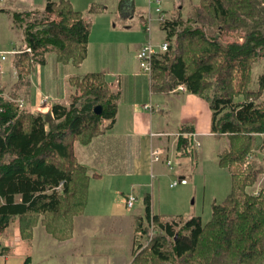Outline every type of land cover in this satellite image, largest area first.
<instances>
[{"label":"trees","instance_id":"16d2710c","mask_svg":"<svg viewBox=\"0 0 264 264\" xmlns=\"http://www.w3.org/2000/svg\"><path fill=\"white\" fill-rule=\"evenodd\" d=\"M127 2L120 0L119 8ZM107 11L99 2L77 10L71 0L11 11L22 44L13 55L18 79L9 95L0 84V237L15 217L29 242L40 223L60 241L74 235V219L84 213L91 178L97 175L78 160L74 144H89L113 125L118 95L106 72L94 71L68 78V103H52L53 116L20 111L8 96L18 98L20 89L29 87L36 65L46 64L51 52L58 62L80 67L94 16ZM33 12L47 17L30 21L26 17ZM161 25L168 49L153 58L151 90L169 95L184 84L209 103L212 133L228 138L219 164L230 170L232 189L223 202L213 203L206 223L177 216L173 224L152 212L148 195L130 264H264V188L256 195L248 191L264 173V161L257 156L244 167L257 145L264 148V0L192 1ZM99 104L103 110L96 114ZM185 129L176 142L182 156L194 145L184 134L193 130Z\"/></svg>","mask_w":264,"mask_h":264},{"label":"crops","instance_id":"0c3cea01","mask_svg":"<svg viewBox=\"0 0 264 264\" xmlns=\"http://www.w3.org/2000/svg\"><path fill=\"white\" fill-rule=\"evenodd\" d=\"M49 1L57 0H0V15H7L15 31H18L13 23L11 11L42 9ZM119 1L71 0L74 8L81 11H85L93 2L107 5V12L94 16H114L112 25L108 23L107 29L104 30V34L107 32L106 37L99 41L92 40L97 28L92 29L88 55L80 67L60 64L56 73H51L49 68L44 72L37 71V83L32 81L31 74L29 87L22 88L25 96L19 97L26 98L27 109L33 112L34 108L40 105L41 97L46 94L54 98L53 103L67 104V80L71 75L82 76L101 70L106 72L119 99L115 121L89 144L76 141L74 150L78 160L87 167L89 173L97 174L91 178L90 193L93 184L100 192L114 191L116 198L122 199L125 211L121 215L115 213L119 212L113 209L117 199L92 197L89 208L74 219L73 237L64 241L56 239L40 223L35 227L33 239L29 242L22 237L19 218L15 217L0 237V264H78L79 260L80 264H130L135 253L137 219L145 215L146 197L150 195L151 204L153 201V194L145 190L150 186L146 179L153 181L154 178L164 175L167 169L165 160L179 155L176 142L182 128L192 129L196 136L201 132L214 135L211 131L212 109L204 98L187 89H173L169 95L152 92L150 76L142 71L136 56L140 45L147 40L145 22L149 0H128L124 10L119 8ZM192 1L198 0H161L162 7L169 17ZM135 15L139 17L144 31L139 25L131 26L128 22L125 23L126 21H123L122 25L116 23L117 17L130 16L132 20ZM129 28H134L133 33L137 36L133 41L122 39V34H127ZM152 30L153 39L161 43L166 41L160 23L153 24ZM17 37L21 43L12 45L11 50L22 44L19 33ZM131 42L136 44V47L130 50ZM11 55V65L17 73L13 66V54ZM49 57L50 53L46 56L47 61ZM36 70L35 68L34 71ZM44 76L48 78L45 91ZM9 79L1 78L0 84L5 85ZM10 91H5V94L9 95ZM146 103L153 104L154 110L145 109L143 105ZM175 103L178 109L175 108ZM49 109L45 107L44 114L48 113ZM173 109L179 115L178 118L176 114L173 116ZM202 127L205 128L200 129ZM153 146L165 151L159 162H153L151 159ZM105 179H109L111 183H105ZM131 191L136 192L137 203L141 201V206L132 213H126L134 208L127 204V194ZM101 208L108 210L102 211Z\"/></svg>","mask_w":264,"mask_h":264},{"label":"rangeland","instance_id":"374dc122","mask_svg":"<svg viewBox=\"0 0 264 264\" xmlns=\"http://www.w3.org/2000/svg\"><path fill=\"white\" fill-rule=\"evenodd\" d=\"M110 1L112 2V0ZM155 7L156 5L150 6L148 3V7L146 8V15L148 16V13L150 11L152 13V16L156 18L157 12L155 11ZM168 8L171 9V7ZM98 14H102V13H98ZM46 17L47 14L45 12H37V14L35 15V20H44L46 19ZM113 20H114V16L111 14L103 15L102 17L96 16V18H94V20L92 21L93 23L91 26V30L97 28V30L94 32V35L92 36V40L99 41L100 39H104L107 34V32H105L104 34V30L107 29L108 23L112 25ZM115 20L116 23H118V25H122L123 21H126L125 23L128 22V25L131 26L139 25L141 30L144 31L141 26L140 19L137 15H135V18H133L132 20L130 16L125 18L117 17ZM156 22L157 21H155L154 24ZM133 32H134V28L132 29L129 28L127 34H122V39H125L127 41L135 40L137 36ZM17 36H18V31H15L7 15L1 14L0 15V49L1 50L0 51H2V49L11 50L12 49L11 47H13L12 45H14L15 43L17 44L18 42L21 43L20 39ZM146 37L148 40L147 31H146ZM153 38H154V33H153ZM153 41L157 44L161 43V41H157L156 39H153ZM142 44L138 48V51L140 50ZM134 47H136V44L131 42V44H129V49L131 50ZM90 53H92V50ZM11 56L12 55L9 54L6 63V73L2 78V79L10 78L9 81L7 82L5 81L6 91H10L11 85L14 83V81L18 79L17 77L18 74L14 72V69L12 68L11 65V59H12ZM60 64H65V63L58 62L56 53L51 52L50 57L46 64H42L43 65L42 67H37V66L35 67L37 70L32 73V81L37 83V77H36L37 71L43 70L44 72V70L49 68V70H51V73H56L57 68ZM66 64L70 66H74L71 63H66ZM262 64L263 63L261 62L257 66L255 72L256 74L261 71ZM47 79L48 78L44 76L43 83L46 81L43 85L44 91L46 88L45 85L47 83ZM22 91L23 89H20L19 91L20 96H25L24 91L23 92ZM175 108L178 109L176 103H175ZM175 112L176 111H174L173 109L172 112L173 116L176 114ZM176 115L178 118L179 115L178 114ZM104 124L105 123H103V126ZM204 128L205 127H202L200 129H204ZM189 133L186 134L189 135ZM196 138L197 141L200 142V145L198 146L197 143L194 142L193 150L191 154L187 156H182L180 154L175 156L172 159L173 161L172 169H170L167 166L166 167L167 169L165 170L166 173L164 175H160L154 178L153 181L150 178L146 179V181L150 183L149 184L150 186L145 188V190L150 191V193L153 194V201L151 206L153 212L159 214L162 218L166 219L167 221L169 220V222H172L173 224L176 223L177 216L178 217L183 216L186 218L196 216V217H200L203 223H206L208 220H210L212 216L213 203L223 202L232 189V175L230 170L228 168L220 166L219 164V153L228 145V138L226 136L222 138H217L214 135H209L204 132L199 133V135L196 136ZM256 147H259V145H257ZM256 147L252 151V153L254 154V158L258 156L260 159L264 161V148L260 150V148H256ZM168 168L170 170H168ZM161 171H163V169ZM263 175L264 173L260 174L257 182L248 188L249 193L253 194V192L258 186L264 187ZM182 176H185L187 183L181 182ZM175 181L176 184H174V186H171L170 184L174 183ZM104 182L107 184L111 183L109 182V179H105ZM90 188H91V181L89 186V195H88L86 210L89 208V205L93 200L92 197H96L97 199H104V198L108 200L117 199L115 201V206L113 207V209L119 212H115V213L121 215L125 211V206L122 199L120 197L116 198L114 191L108 190L107 192L104 191L100 192L97 190V188L94 187L93 184L92 191L90 193ZM140 206H141V201L139 203H136L134 208L130 211H127L126 213H132L135 210H138ZM101 209L102 211L108 210V208H101ZM145 225H147V222H145ZM142 242L146 244L145 236L142 238ZM78 264H80V260Z\"/></svg>","mask_w":264,"mask_h":264},{"label":"built area","instance_id":"2783aa9c","mask_svg":"<svg viewBox=\"0 0 264 264\" xmlns=\"http://www.w3.org/2000/svg\"><path fill=\"white\" fill-rule=\"evenodd\" d=\"M149 5L150 6L156 5L155 11L157 12V17L154 18L152 16V13L149 11L148 16L146 18V22H145V27H146L145 29L148 33V40L142 44V46H141L140 50L137 52L136 56H137V59L139 61V66L142 69V71L144 73L148 74L149 76H151V72H152V68H153V58H154L155 54H157L158 52L166 51L168 49L167 41H163L160 44H157L153 41L152 27H153V24L155 21H157L160 24H165L167 22L169 16L164 11V9L162 7L161 0H149ZM36 14H37V12H33L30 16H28L26 18L30 21H35V15ZM26 51L31 52L32 51L31 47H28L26 49ZM18 52H20V51L17 48H14L13 50H10V51H0V79L3 78L5 73H6V63H7L9 54L14 55L15 53H18ZM175 90H186V86L184 84L178 85L177 87L174 88V91ZM8 97L10 98V100L14 101L18 105V108L20 111L27 110V100L25 97H18V98H13L10 96H8ZM52 103H53L52 97L50 95H44L40 99V105H38L37 107L34 108V112L45 113L44 108L49 107L50 109H49L48 113H51V115L53 116ZM144 108L147 110L153 111L154 105L151 103H146V104H144ZM0 110H1V108H0ZM104 123L107 124L108 120H105ZM189 135H192L194 137V140L196 141L197 145L199 146L200 142L199 141L197 142L196 134H194L192 132V133H189ZM260 150H262V149L260 148ZM164 152L165 151L162 148L153 146L151 149L152 161L153 162H159L160 160H162ZM252 158H254V154L250 153L247 157L246 162H245V166ZM165 161H166L167 166L170 169H172L173 168L172 167V164H173L172 159H166ZM181 182L187 183V180L185 178H182ZM174 184H176V181L174 183H171L170 185L174 186ZM263 188L264 187L258 186L255 189V191L253 192V194L254 195L259 194ZM137 201H138V196H137L135 191H131L127 194V204L129 207L135 206ZM149 227L151 228V238H152V235L154 234V231H155L154 224H153V214H152V218L149 222ZM148 242H149V240L146 239V244H144V245H147Z\"/></svg>","mask_w":264,"mask_h":264},{"label":"water","instance_id":"95a60500","mask_svg":"<svg viewBox=\"0 0 264 264\" xmlns=\"http://www.w3.org/2000/svg\"><path fill=\"white\" fill-rule=\"evenodd\" d=\"M102 110H103V106L100 105V104L97 105V106H95V108H94V112H95L96 114H101Z\"/></svg>","mask_w":264,"mask_h":264}]
</instances>
